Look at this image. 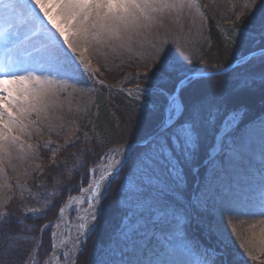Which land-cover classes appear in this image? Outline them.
<instances>
[{
    "label": "snow or ice",
    "instance_id": "snow-or-ice-1",
    "mask_svg": "<svg viewBox=\"0 0 264 264\" xmlns=\"http://www.w3.org/2000/svg\"><path fill=\"white\" fill-rule=\"evenodd\" d=\"M180 2L0 0V150L3 145H15L17 138L12 131L23 130L18 121L35 109L36 104L29 101H39L48 83L29 69L21 72L22 54L41 57L49 68L68 80L79 71L76 57L82 46L119 39L122 32L150 19L151 13L175 8ZM258 30L264 41V20L259 22ZM250 39L241 34L234 43L246 44ZM258 51L259 56L254 53L244 56L232 68L238 106L230 109L217 83L230 65L208 69L207 73L201 71L200 77L194 78L166 57L156 62L153 76L159 86H153L149 78V86L143 92L145 103L141 105L142 113L149 118L150 130L135 148L129 144L113 150L109 169L98 178L95 166L89 170L94 178L87 198L91 225H79L77 244L81 235L88 237L94 233L107 189L119 180V233L124 247L132 253L119 264H187L175 258L169 237L175 239L180 232L186 235L193 211L207 206L210 185L206 183L197 197L185 199L181 194L185 186L181 161L193 156L208 132L214 134L216 142L213 158L217 153L232 152L237 141L243 139L247 125L246 105L239 103L241 96L259 93L264 102V43ZM226 109L227 115L217 129V120ZM261 199L264 200V194ZM261 207L264 209V204ZM59 211L62 213L63 208ZM29 216L42 218V214H28L17 219L15 213L7 211V206L0 212V264H31V259H23L31 257V245L35 242V237L28 238L29 233L36 232L25 224ZM49 227L55 225L44 224L40 233ZM204 227L211 232L210 223ZM36 252L39 253V248ZM195 264H232V261L226 245L205 246Z\"/></svg>",
    "mask_w": 264,
    "mask_h": 264
},
{
    "label": "rangeland",
    "instance_id": "rangeland-1",
    "mask_svg": "<svg viewBox=\"0 0 264 264\" xmlns=\"http://www.w3.org/2000/svg\"><path fill=\"white\" fill-rule=\"evenodd\" d=\"M190 1L192 14L186 17L185 22H182L183 24L180 22L178 24L176 21L173 24V22L164 19L165 24L159 23L157 26L162 28L164 25L158 34L134 38L132 41L126 42L125 45L114 48L106 43L105 46H98L95 54L91 57H87L85 49L81 48L76 57L79 63V71L71 79L65 80L62 75L53 71L54 75L57 76L60 88V95H57L56 98L72 100L74 103H80L81 107L77 117L68 124L65 130L63 129V133L60 132L61 136L57 140L50 141V135L46 136V141L42 140L47 133L55 134L54 129L56 127L43 122L38 114L25 117L22 120V124L25 126L19 123L22 131L20 129L12 131V136L17 138L14 147L17 149L27 147L29 153L24 159L18 160L5 153L6 145L2 147L4 154L3 152L0 153V212H3L6 206L9 210L12 206L17 205V203L20 204L29 197L38 202L40 198L46 200L51 193L55 195V192H50L53 186L52 174L54 171L67 159L75 162L76 157H84V169L81 167V173L78 175V182L82 183L79 191L76 192L79 193L81 189L88 188L90 182L94 180L89 175V170L95 166L96 177H98L100 166L108 163L106 159H101L108 152V150L103 151L102 149L104 143H112L109 147L111 149L133 141H141L143 138H140V134L145 129L144 121L129 123L128 115L113 100L115 94L123 93L127 97L129 96L128 98L137 101L141 107L145 103L143 92L149 86V78L151 77L153 86H159V81L153 76V71L156 62L161 58L166 57L168 61L180 67L184 73L190 74L196 71L206 72L208 69H219L229 65L231 61L245 56L239 51L234 59L228 60L230 53L227 54L223 49L217 52L212 51L208 33L209 22H214L219 27L240 26L241 31L244 30V33L251 35L253 40L264 42L261 40L258 30L259 22L264 20V0ZM159 14L164 18L163 13ZM212 59L219 62L211 64L209 61ZM95 77L101 80L103 85H98L95 82ZM132 83L135 84L128 86ZM102 97L110 103V115L115 125L112 129L113 133L110 132L108 136L103 135L106 137L104 138L105 141L99 139L101 135L97 134L96 126L100 111L99 99ZM260 111V109H256L246 112L244 124L249 125L257 121L259 117L263 118L264 111L259 113ZM244 124L241 127H244ZM27 131L28 133L32 132L34 137L25 142L23 136L27 134ZM131 137L133 140H129ZM204 138L205 135L201 140L204 141L201 154L205 157L202 163L189 170V163L181 161L184 179L187 177L184 173L186 171L188 173L187 180L190 181L189 184L185 180L187 184L181 190L185 199L200 195L201 189L213 176V161L217 159L219 153L215 154L213 158L212 149L215 146V139L209 145L208 140ZM97 147L101 148V151L95 153ZM91 155L93 157L89 160ZM63 156L67 159H63ZM80 166L81 162L75 164L72 172H76ZM262 179L264 182V174ZM118 184L119 180L111 185L101 204L96 229L82 243L77 264L84 261L83 259L92 246L94 236L103 230V227L104 231L107 232L114 231L118 225L120 227L121 211L119 206L120 193L117 191ZM219 189V187L215 190L210 188L211 195L207 199L206 208L198 210L201 214L193 211L192 220L189 224L192 231L190 236H187V232L186 235L180 232L175 239L169 237L174 248L175 258L185 260L187 264H195V261L201 259L205 246L219 248L226 245L230 259L234 261L232 264H264V251L255 249L236 238L230 241V236H225L218 230L215 219L217 205L212 201L214 195L212 193L219 194ZM76 215V211H71V220ZM54 220L50 223H53ZM104 221H106L105 224ZM209 223L212 226L211 232L204 227ZM194 228L195 231H193ZM53 233L54 228L52 227L42 233L43 236L39 242L44 247H41L42 252L40 251L36 264H46L53 252L51 241ZM184 235L189 240H184ZM201 242L204 244L202 245ZM103 245V250L96 258H92V264H119L122 259L127 260L132 255L131 250L124 247L119 229L109 239L105 238ZM72 255L73 251L71 250L68 253H62L60 263L68 264Z\"/></svg>",
    "mask_w": 264,
    "mask_h": 264
},
{
    "label": "bare ground",
    "instance_id": "bare-ground-1",
    "mask_svg": "<svg viewBox=\"0 0 264 264\" xmlns=\"http://www.w3.org/2000/svg\"><path fill=\"white\" fill-rule=\"evenodd\" d=\"M168 2L173 3L174 0H168ZM191 10V1L181 0L175 8L151 13L150 19L141 20L137 27L122 32L119 39L106 43L114 48L123 46L126 42L132 41L134 38L145 37L148 36V34H158L164 28V25L162 28L157 26L159 23L165 24V22H163L164 19L173 22V24L175 21L178 22V24L179 22L183 24L186 17L192 14ZM159 13H163L162 16L164 18H162ZM38 42L39 40L36 41V43ZM106 43H91L81 48L85 49L87 57H91L95 54L98 46H105ZM19 63L22 73L24 69H29L35 75L42 76L48 81L39 101H29V103L36 104V107L25 117L38 114L43 119V122L56 127L54 129L55 134H45L42 138L43 141H46V136L48 135H50V141L59 139L58 137L61 136L60 132L63 133L68 124L73 122L72 120L77 117L81 104L74 103L72 100L66 98L61 100L56 98L57 95H60L59 81L57 76L53 73L54 70L49 68L41 57L29 56L24 53L19 57ZM95 82L98 85H103V82L96 77ZM224 112V116H226L227 109ZM262 120H264V117H259L257 121L247 125V130L243 135V139L237 141L232 152L218 154L217 159L213 161V176L206 183L210 185L211 189L215 190L217 187L220 188L219 194L212 193L214 194L212 201L217 205L215 219L218 230L225 234V236H230V241L236 238L244 243L246 242V244L255 249L264 251V215L261 214V212L264 211L261 207V205L264 204V200L261 199L262 194H264V182L262 179L264 174V123H261ZM18 122L22 124V120ZM22 126L25 125L22 124ZM32 137H34L32 132L28 133L27 131V134L23 136V140L26 142ZM116 147L117 146L107 149L106 160L108 163L100 166L99 175L109 169L112 160L111 153L113 150H117ZM26 148L17 149L14 146L6 145L4 150L5 153L11 157L21 160L27 157V153H29V149ZM1 152H3V150H0V153ZM116 155L119 156V152H116ZM185 180L188 182L187 179ZM110 187L107 189V193ZM210 188L207 199L211 195ZM89 196V187L84 188L83 191L79 193L75 192L69 195L61 206L63 208L62 213L59 211L58 217L54 222L48 223L49 225L54 224L55 228L51 240L53 243V252L46 264H61V254L68 253L70 250L73 251V255L70 257L68 264H77L78 257L82 250V243L89 237L81 235L80 243H76L79 225L81 223H87L89 226L91 225V221L88 218L89 204L87 203V198ZM71 211L77 212V215L72 220ZM42 236L43 234L40 233V241ZM34 262L36 264V260L33 258L31 264H34Z\"/></svg>",
    "mask_w": 264,
    "mask_h": 264
},
{
    "label": "trees",
    "instance_id": "trees-1",
    "mask_svg": "<svg viewBox=\"0 0 264 264\" xmlns=\"http://www.w3.org/2000/svg\"><path fill=\"white\" fill-rule=\"evenodd\" d=\"M208 33H209L210 44L212 48L211 50L214 52H217L218 50L223 49L224 51L227 52V54L230 53V57L228 60L234 59L236 53L239 51L242 54H246L248 52L259 49L261 44L264 43V42H261L260 40L258 41L253 40L251 35H249L248 33H244V30L241 31V27L240 26L238 27L236 25H232L228 27H219L214 22H209ZM241 34L249 36L251 38L250 42L246 44L234 43V41L237 40V37L240 36ZM209 62L211 64H216L219 61L212 59ZM217 83L220 89H222L224 93L225 100L227 102V108L237 107L238 104H237V101L234 99V92H233V89L235 88V85H236V81H235L234 73L232 72V70L225 74H222L219 77ZM133 84L135 83H132L128 86H131ZM113 102L118 107H120L121 110H123L126 115H128L129 123L130 122L138 123L140 121H144L143 123H145L144 124L145 129L143 130V133L140 134L141 136L140 138H144L147 135L148 131L150 130L149 129V118L144 113H142L139 103L135 100L128 98L123 93L115 94V98ZM239 103L246 105V112H248L249 110L255 111L256 109H260L261 111H264V102L261 101L259 93H257L255 96H252V97L242 95ZM99 107H100V111H99V116H98V120L96 124L97 134L99 133V135H101V137L99 136V139H102L103 141H105L106 139L104 138L106 137H103V135L108 136L110 132L113 133L114 131H112V129L113 127H115V125L113 123L114 120L111 118V115H110V103H108L106 99L102 97V99H99ZM224 113L225 112H223L217 120V124H216L217 129H219L221 120L224 117ZM204 139H207L208 144L210 145L212 140L214 139V134L212 132H208V134L207 133L205 134ZM129 140H133V137H131ZM203 143L204 141H201L198 150L187 161L189 163L188 165L189 170L193 166L200 165L203 159L205 158L201 154V148H202ZM110 145H112V143H109V144L108 142L104 143L103 145L104 147H102L103 151L107 150L110 147ZM97 151L100 152L101 148L97 147L95 153ZM92 157L93 156L91 155V158L89 160H91ZM62 158L67 159L64 156ZM68 160L69 159L65 161L66 163L64 162L62 165H60L59 168L54 171V174H52L53 175L52 176L53 186L50 192H55V195H53L54 193H51L50 197H48L46 200H44L43 198H40V201L38 202L33 201L31 197H29V198H26L24 201H22L20 204L17 203V205L12 206L9 210H7L8 212L15 213V218L17 219H23L28 214H42V218L40 219H35V218H32L31 216H29V218L26 219V222H25L26 226H32L33 228L36 229V232L28 234L29 239H32L33 237H35V242L31 245V251H32L31 257H24L23 259H25V261H27L28 259L32 260L33 258L37 260V258L40 256V251L42 252L41 247H44L42 243L39 246V240H40L39 230L44 224L50 223L52 220H54L58 216L59 209L61 208L65 199L69 195L79 191L81 187L82 183L78 182L79 181L78 175L79 173H81V169L82 168L84 169V157H81V158L76 157L75 162L68 161ZM80 162H81V165L83 166H80V168L76 172H72V170H74L75 168L74 167L75 164H78ZM184 173L188 177V173L186 171ZM187 177L185 179H187ZM187 183H190V181H188ZM187 183H185V185ZM45 209H48V210L45 211ZM196 212L198 214H201L200 211H196ZM105 223L106 221H104V224ZM189 227L190 226L188 225L187 226V236H190V233L192 234V231L190 230ZM118 229H119V225L116 226L114 231L107 232V231H104V227H103V230H100V232L96 236H94L93 241H92V246L89 249L87 256L83 259L84 261L85 260L86 261L85 262L82 261V263L80 264H92V258L93 257L96 258V256L103 250L102 249L103 240H105V238L109 239L111 235L115 233ZM193 231H195V228L193 229ZM183 239L189 240L185 235L183 236ZM201 244L203 245L204 243L201 242ZM25 247H28V245H25ZM37 248H39L38 254L36 252ZM233 262L234 261H232V263Z\"/></svg>",
    "mask_w": 264,
    "mask_h": 264
},
{
    "label": "water",
    "instance_id": "water-1",
    "mask_svg": "<svg viewBox=\"0 0 264 264\" xmlns=\"http://www.w3.org/2000/svg\"><path fill=\"white\" fill-rule=\"evenodd\" d=\"M252 53H254L256 56H259V55H260L259 51L256 50V51H253V52H250V53L246 54L245 56H248V55H250V54H252ZM240 60H241V58H239V59H237L236 61L232 62V63L230 64V67L225 68V72H224V73H226V72L230 71L232 68H234ZM200 73H201V72H195V73H190V74H188V75H190V76H194V78H199V77H200ZM206 73H207V71H206ZM224 73H223V74H224ZM139 143H140V141H136V142L129 143V144H130L133 148H135ZM129 144H124V145H121V146H117L116 149H118V148H123L124 146L129 145ZM129 151H131V150H129Z\"/></svg>",
    "mask_w": 264,
    "mask_h": 264
}]
</instances>
